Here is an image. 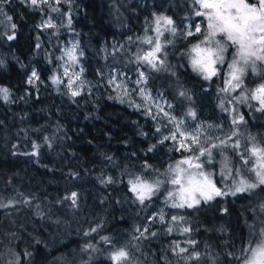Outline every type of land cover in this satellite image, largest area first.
I'll list each match as a JSON object with an SVG mask.
<instances>
[{
	"label": "trees",
	"instance_id": "1",
	"mask_svg": "<svg viewBox=\"0 0 264 264\" xmlns=\"http://www.w3.org/2000/svg\"><path fill=\"white\" fill-rule=\"evenodd\" d=\"M60 7L62 12L69 11L68 4ZM5 10L17 28L15 40L0 37V59L4 61L0 86L11 90L9 102L0 99V203L25 198L31 202L0 208V253L5 254L0 262L10 258L8 251H2L9 248L21 254V264H112L107 258L110 246L100 242V236H109L117 247L128 245L137 264H174L175 258L188 253L175 255L170 246L178 241L192 251L185 243L188 239L196 240L195 250L210 254L216 264H238L228 253L238 255L250 238L253 217L261 215L252 209L264 202V190L218 197L192 209L166 206V219L184 215L191 233L180 235L174 229L168 234V225L157 220L149 227V232H157L156 236L146 234L147 238L134 240L133 236L139 235L135 229L148 223V217L164 203L163 196L154 198L148 207L134 202L128 191L129 174L139 172L145 161L164 171L179 159V153L169 141L158 144L162 137L155 132L156 120L108 99L107 85L72 97L65 94L63 85L58 91L49 79L54 73L59 74L58 57L67 39L73 38L83 52L82 64L88 69V76L100 81L101 73L110 64H130L128 58L148 47L137 38L145 35V29L154 27L156 16L163 15L172 18L177 28L175 37L165 35L174 40L167 49L169 70L155 71L145 64L135 66L147 74L152 89L173 103L177 116L193 109L200 117L227 119L230 114L219 107L224 94L218 93L223 86L224 69L208 82L192 71L188 57L182 55L196 37L185 39L180 33L189 24L201 21V17L192 15V0H72L71 26L63 17L58 22L63 26L56 30L37 28L43 14L19 0H12ZM113 43H126L125 50L116 52L120 61L113 62L111 54L103 51ZM33 69L40 79L30 85L26 81ZM127 69L133 71L134 67ZM259 81V77L249 73L245 86L253 87ZM180 91H186L187 97L179 96ZM236 107L246 121L242 124L246 125V132L240 137L242 145L247 135L264 142V112L255 111L248 104ZM153 144L157 147L147 152ZM34 152L38 154L33 155ZM227 153L239 161L231 149ZM214 155L218 160L219 155ZM109 156L113 158L111 162L106 159ZM108 176L114 183L102 184L101 179ZM216 179L219 181L218 175ZM73 191L78 193L75 207L63 199ZM98 224L102 227L97 233L84 235ZM255 225L256 229L261 226ZM88 243L96 245L97 250L83 251ZM25 250L32 256L23 258ZM192 264L209 262L202 259Z\"/></svg>",
	"mask_w": 264,
	"mask_h": 264
},
{
	"label": "snow or ice",
	"instance_id": "2",
	"mask_svg": "<svg viewBox=\"0 0 264 264\" xmlns=\"http://www.w3.org/2000/svg\"><path fill=\"white\" fill-rule=\"evenodd\" d=\"M19 2L43 14L41 22L36 26L41 30H56L63 26L52 15L54 13L67 17V26H71L72 0H19ZM11 3L12 0H0V37L7 41L16 39L17 25L13 22L12 15L5 10V7ZM62 4H68L69 11L62 12L60 7ZM192 15L202 17L203 20L189 24L180 33L185 39L196 37V41L182 55L188 57L192 71L208 82H212L214 77H219L221 70L226 69L223 86L218 89V93L224 94L219 107L223 112L230 114L231 127L225 130L223 124L197 123L189 130L183 126V120H178L157 103L158 113H163V117L169 123H175V130H170L167 135L162 133L160 126L155 128V132L160 133L162 137L158 144H163L165 141L176 142L178 147L175 150L188 152L189 155L182 156L169 164L164 171L145 161L139 172L129 174L128 191L133 194L134 202L144 207H148L154 198L163 196V203L167 207L192 209L218 197H235L239 194H251L257 189L264 190V142L258 141L255 136L247 135L246 143L242 145L240 137L244 136V133L240 131L239 125L246 121L236 107L237 104H248L249 107H254L255 111L264 112V0H192ZM154 25L151 29H145L144 36L137 38L141 44L148 47L141 48L135 59L136 62L145 64L152 70L168 71L170 66L167 64V49L174 44V40L166 37L165 33L175 37L177 28L172 18L163 15L155 17ZM149 31L154 35H149ZM40 46L37 43L36 47L40 48ZM77 49L78 45L73 44L72 47L62 50V55L58 59L64 61L61 65L63 72L54 73L49 78L51 83L57 86L58 91L59 86L63 85L67 89L65 94L72 97L79 96L86 85V81L81 79L84 69L80 67L77 70L79 58L83 56V52H78ZM3 66L4 61L0 59V67ZM249 73L260 78V81L250 88L245 86V78ZM172 75H175V72ZM138 77L135 82L138 87L131 91L138 92L147 104L153 98L144 88L139 87L147 83L145 72L140 71ZM39 79L36 70L33 69L26 83L34 85ZM109 84L117 89H124L125 95H130L123 82H117L115 76L109 79ZM179 96L187 97V92L180 91ZM10 97L11 90L0 86V99L9 102ZM251 102H255V105ZM130 104L137 110L145 106L136 104L134 101ZM168 107L171 108L172 105L168 104ZM145 114L151 115L154 120L157 119V115L152 113L150 107H145ZM186 115L196 120L197 114L193 109H189ZM164 127L167 125L165 124ZM142 135L147 134L142 133ZM45 141L48 142L47 137ZM33 147L38 149L39 145L34 143ZM156 147V144L149 146L147 152H152ZM228 149L239 157V166H233L231 163ZM214 151L221 157L219 161L216 160ZM106 159L111 162L113 158L109 156ZM217 163L220 165L218 173L209 167ZM73 175L76 174L73 173ZM217 175L220 177L219 181L216 179ZM101 183L112 184L114 180L108 176L101 179ZM63 199L70 201L71 206L75 207L78 193L73 191L65 195ZM30 202L27 198L23 201L9 200L7 203H0V208L15 207L18 203L30 204ZM252 211L264 214V202ZM157 220L161 224L168 225L166 228L168 234H172L174 229L180 235H186L192 231V228L187 226V218L184 215H171L166 219V214L163 209H160L158 213L148 217V223L135 229L139 235L133 236V239L147 238L146 234L156 236L157 232H149V227ZM259 222L261 226L258 229L250 226V238L240 249L239 254L228 253V256L238 261V264H264V219H260ZM101 227L102 225L98 224L85 231L84 235L90 236L92 233H97ZM100 242L110 246L107 258L112 264H137L134 253L128 245L117 247L109 236H100ZM185 243L193 250L189 251V248L182 247L178 241H173L170 250L178 256L188 253L182 256L186 262H199L203 259L209 264H216V260L210 254H202L195 250L198 243L196 240L188 239ZM132 247L139 251L138 246ZM90 249L96 251V245L88 243L82 250L87 252ZM4 255L0 253V259H3ZM7 255L11 259L4 261V264H21L19 252L9 249ZM31 256V252L24 251L23 258L27 259Z\"/></svg>",
	"mask_w": 264,
	"mask_h": 264
},
{
	"label": "rangeland",
	"instance_id": "3",
	"mask_svg": "<svg viewBox=\"0 0 264 264\" xmlns=\"http://www.w3.org/2000/svg\"><path fill=\"white\" fill-rule=\"evenodd\" d=\"M56 17V20L57 22H59L60 20H63V17L59 16L58 14H52ZM203 20V18L201 17V21ZM200 22V21H199ZM155 26V25H154ZM202 27H203V24H202ZM150 35H154V33L150 34ZM166 35V33H165ZM68 41L63 45L62 47V50L63 49H66V48H70L72 47L73 44H77L78 45V52H79V43L76 39H73V38H69L67 39ZM126 49V43H113V44H107L105 46V48L103 49V51L105 52H109L111 54V57L113 58V62L114 61H120V58L118 56H116V52L117 51H121V50H125ZM139 51V50H138ZM138 51L135 52V55L134 57L131 58H128V60H131L132 63H127L125 61H123L122 63H119L118 66H111L110 64V67L107 69L106 72L104 73H101L100 75V81L97 82L96 79L88 76V69L86 67H84V65L82 64V59L81 57L79 58V63L77 65V70L82 67L84 69V72L81 76V79L86 81V85H85V88L84 90L81 92V94H84V93H90L92 90H95L97 89V87H99L100 85L102 86H106L109 87L106 88L107 90V96L109 97L108 99L110 100H113L115 102H118L122 105H126L127 107H130L132 109H135L137 110L134 106H132L130 104L131 101H134L136 104H144L145 106L142 107L140 110H137V111H141L144 115L145 114V107H150L151 108V111L154 115H157V119L156 122L158 123L157 126H160L161 127V131H163L164 135H167L169 134V131L170 130H175V123H169L168 120L166 118L163 117V113H158V109L156 107V104H160L161 106H163L164 110L171 113L172 116H175L177 117L178 120H183L184 121V127L188 128L189 130H191L192 128H194L197 123H200V124H203V125H208V124H212V125H216V124H223L225 130H228L230 127H231V124H230V121H231V116H227V119L225 118H219V119H209V118H204V117H200V116H196V120H193L191 117H188L186 114H183V115H178L175 114V110L173 109L174 105L172 102H169L168 99L166 97H164L163 93L161 92H158L154 89H152L150 86H149V79H148V76L146 74V77H147V83L145 84H142V85H139V87H142L146 90L147 93H150L151 97L153 98L152 101H149L147 102V104H145V102L142 100V98L140 97L139 93L138 92H132L131 90L132 89H135L137 88V84L135 83L136 80L139 78L138 77V73L140 71H142L141 69L138 68V66H135L136 64H140L138 62H136V54L138 53ZM61 55H62V52H61ZM60 55V56H61ZM83 57V56H82ZM64 64V61L63 60H60L59 61V74H61L63 72V68L61 67V65ZM133 66L134 67V70L133 71H128V67L130 66ZM226 72V69H224V74ZM115 76L117 78V82H123V84L125 85V87L129 90L130 92V95H125L124 93V89H117L115 88L114 85H110L109 84V79L111 77ZM123 100V102H121ZM168 104H171L172 107L169 108L168 107ZM146 116H149L152 118L151 115H146ZM167 125V127H164V125ZM239 129L241 132H243L245 129H246V125H239ZM249 129V128H248ZM246 132V131H244ZM172 145L170 146H173V147H178V143L176 142H173V141H169ZM215 152V151H214ZM177 153H179L180 157H178L179 159L182 157V156H188L189 153L188 152H185V151H177ZM231 158V163L233 164V166H239L240 164V161H236L235 160V157L232 156V154H228ZM221 159V157L219 156L218 157V160L219 161ZM212 168V170L214 172L217 171V173L219 172V169H220V165L219 163H217V166H209ZM219 177V175H218ZM220 178V177H219ZM158 210L156 213H158L160 211V209H163L164 213L166 214V217H167V211L168 209L166 208L165 204L157 207ZM260 219H264V214H261V215H257L255 214L254 217H253V224L252 226H255L256 228V223L259 225L260 222L259 220ZM9 248H5L3 249L2 251H8ZM8 259H11L8 258ZM6 259V260H8ZM4 260V261H6ZM4 261L3 262H0V264H4ZM174 264H192V261L191 262H186L184 259L182 258H175L174 261H173Z\"/></svg>",
	"mask_w": 264,
	"mask_h": 264
}]
</instances>
